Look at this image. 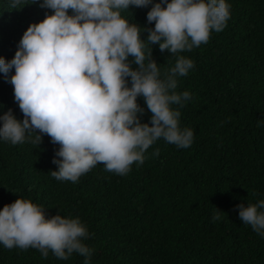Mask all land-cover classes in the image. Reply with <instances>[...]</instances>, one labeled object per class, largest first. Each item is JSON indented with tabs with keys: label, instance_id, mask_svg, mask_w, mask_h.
Instances as JSON below:
<instances>
[{
	"label": "trees",
	"instance_id": "obj_1",
	"mask_svg": "<svg viewBox=\"0 0 264 264\" xmlns=\"http://www.w3.org/2000/svg\"><path fill=\"white\" fill-rule=\"evenodd\" d=\"M26 2L9 10V0H0V57L6 61L29 24L52 14L39 6L42 0ZM226 3L227 26L212 31L208 43L177 54L152 45L161 79L178 56L194 61L187 76L176 77L175 89L192 96L179 108L180 126L194 133L189 148L161 138L146 150L144 163L134 162L126 175L97 164L73 183L51 175L58 170L53 158H61L48 135L41 134L40 144L0 139V209L19 197L44 207L46 218L78 217L90 234L82 241L93 250L89 264H264V237L239 219L237 208L264 200V0ZM150 8L130 6L121 15L154 28L147 21ZM147 35L143 31L141 39ZM137 103L144 108L141 123L150 124L144 98ZM8 109L23 120L13 86L0 73V114ZM31 135L34 139L36 133ZM157 149L159 155H153ZM216 209L227 215L214 220ZM84 261L78 253L63 260L49 251L45 259L35 248L0 244V264Z\"/></svg>",
	"mask_w": 264,
	"mask_h": 264
},
{
	"label": "clouds",
	"instance_id": "obj_2",
	"mask_svg": "<svg viewBox=\"0 0 264 264\" xmlns=\"http://www.w3.org/2000/svg\"><path fill=\"white\" fill-rule=\"evenodd\" d=\"M25 4L9 0V10ZM149 5L147 21L154 28L121 15L130 6ZM39 6L52 14L29 24L11 60L0 57V73L13 86L24 117L17 120L11 109L0 114V139L40 144L41 134L48 135L59 145L55 155L61 158H53L58 170L51 175L73 183L97 164L126 175L134 162L144 163L146 150L161 138L178 148L192 145L193 130L182 128L179 120V108L192 96L175 89L176 77L187 76L194 61L178 56L161 79L152 45L177 54L208 43L212 31L227 26L226 0H42ZM143 31L146 39H141ZM138 97L151 113L150 124L141 123L144 108ZM237 208L239 219L264 237V200ZM216 210L214 220L227 215ZM89 235L78 217L46 218L44 207L28 199L18 197L0 209V244L7 249L35 248L45 259L49 251L63 260L78 253L89 264L93 250L82 242Z\"/></svg>",
	"mask_w": 264,
	"mask_h": 264
}]
</instances>
